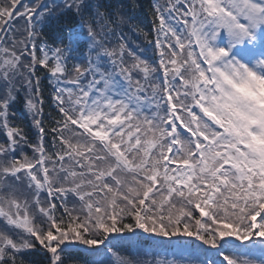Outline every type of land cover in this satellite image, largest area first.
<instances>
[{
	"label": "snow or ice",
	"instance_id": "snow-or-ice-1",
	"mask_svg": "<svg viewBox=\"0 0 264 264\" xmlns=\"http://www.w3.org/2000/svg\"><path fill=\"white\" fill-rule=\"evenodd\" d=\"M0 264H264V0H0Z\"/></svg>",
	"mask_w": 264,
	"mask_h": 264
},
{
	"label": "trees",
	"instance_id": "trees-1",
	"mask_svg": "<svg viewBox=\"0 0 264 264\" xmlns=\"http://www.w3.org/2000/svg\"><path fill=\"white\" fill-rule=\"evenodd\" d=\"M142 3L144 4L145 8H147L149 6L150 0H142ZM148 23H149V21L147 19H145V24H148ZM42 87L44 89V96L48 99L47 95H48V90L50 89V85H49L48 80H46V79L42 80ZM49 110H50L49 103L45 101L44 113H45L46 119H47V114H48Z\"/></svg>",
	"mask_w": 264,
	"mask_h": 264
},
{
	"label": "bare ground",
	"instance_id": "bare-ground-1",
	"mask_svg": "<svg viewBox=\"0 0 264 264\" xmlns=\"http://www.w3.org/2000/svg\"><path fill=\"white\" fill-rule=\"evenodd\" d=\"M51 93L50 89L48 90V94Z\"/></svg>",
	"mask_w": 264,
	"mask_h": 264
}]
</instances>
